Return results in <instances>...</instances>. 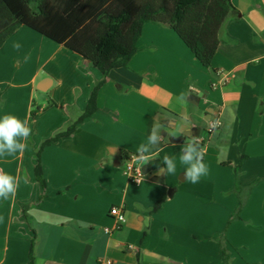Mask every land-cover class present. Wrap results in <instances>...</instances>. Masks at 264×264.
Here are the masks:
<instances>
[{
  "label": "crops",
  "instance_id": "crops-1",
  "mask_svg": "<svg viewBox=\"0 0 264 264\" xmlns=\"http://www.w3.org/2000/svg\"><path fill=\"white\" fill-rule=\"evenodd\" d=\"M111 1L44 0L31 21L0 0V117L32 128L22 154L0 157V170L19 181L13 197L0 199V264H28L32 243L35 264H226L223 249L229 264H264V0H231L237 13L211 68L171 28L146 23L128 67L104 77L65 42ZM104 79L97 111L43 149V186L41 144L82 116ZM216 118L221 126L210 132ZM154 125L162 138L141 164L138 148ZM193 136L208 167L197 183L178 160ZM132 155L151 169L137 185L125 173ZM165 155L177 158L176 173L157 175ZM236 173L251 189L225 228L240 205ZM114 206L126 223L106 234Z\"/></svg>",
  "mask_w": 264,
  "mask_h": 264
},
{
  "label": "trees",
  "instance_id": "trees-1",
  "mask_svg": "<svg viewBox=\"0 0 264 264\" xmlns=\"http://www.w3.org/2000/svg\"><path fill=\"white\" fill-rule=\"evenodd\" d=\"M15 18L35 20L41 13L40 3L44 0H8ZM237 13L231 0H112L104 9L80 26L65 42V47L80 55L104 77L119 68H126L138 51L142 28L146 23H155L171 28L191 50L200 63L212 67V60L220 44V33L228 19ZM1 46V44H0ZM105 79L92 90L82 116L65 131L57 133L44 141L36 155L35 175L43 186L41 153L46 146L71 136L78 125L97 111V96ZM35 112H32V116ZM236 193L240 205L236 212L243 209L250 189H244L236 173ZM163 199L154 209H158ZM222 257L229 264V257L223 249ZM28 264H35L34 245L30 249Z\"/></svg>",
  "mask_w": 264,
  "mask_h": 264
},
{
  "label": "clouds",
  "instance_id": "clouds-1",
  "mask_svg": "<svg viewBox=\"0 0 264 264\" xmlns=\"http://www.w3.org/2000/svg\"><path fill=\"white\" fill-rule=\"evenodd\" d=\"M14 47L19 49L21 45L17 43ZM180 99H183V96ZM31 134L32 128L27 120H21L13 114H5L0 117V157L22 154L28 147L27 141ZM161 138L157 126L154 125L146 143L141 144L138 148L140 155L136 159L141 164H147L151 159V149L158 148ZM203 157L204 149L195 136L184 141L178 160L180 165L185 167L184 177L187 181L197 183L202 176L207 175L208 167ZM162 162L165 167L159 168L157 175L176 173V157L165 155ZM18 183L17 177L0 170V199L7 200L13 197L17 191ZM2 219L0 217V220Z\"/></svg>",
  "mask_w": 264,
  "mask_h": 264
},
{
  "label": "built area",
  "instance_id": "built-area-1",
  "mask_svg": "<svg viewBox=\"0 0 264 264\" xmlns=\"http://www.w3.org/2000/svg\"><path fill=\"white\" fill-rule=\"evenodd\" d=\"M220 126H221V121L219 118H216L213 121H210L209 131L212 132L214 130H217ZM136 157H137L136 155H132L126 161L125 173L128 177L129 182L137 185L144 180L146 175L144 174L143 170L140 167L135 165L134 159ZM110 216L115 220V226L113 228H105L104 231L106 234L113 233L114 231L120 229L122 225L126 223L125 211L119 206H114L111 208ZM101 264H113V262L109 259H105L101 261Z\"/></svg>",
  "mask_w": 264,
  "mask_h": 264
},
{
  "label": "water",
  "instance_id": "water-1",
  "mask_svg": "<svg viewBox=\"0 0 264 264\" xmlns=\"http://www.w3.org/2000/svg\"><path fill=\"white\" fill-rule=\"evenodd\" d=\"M207 113L208 114H211V111L210 110H207ZM173 141H175V142H180V141H184V137H182V138H175V137H173L172 138V142ZM150 167H148V166H144L143 167V172H144V174L146 175V176H151V173H150Z\"/></svg>",
  "mask_w": 264,
  "mask_h": 264
},
{
  "label": "rangeland",
  "instance_id": "rangeland-1",
  "mask_svg": "<svg viewBox=\"0 0 264 264\" xmlns=\"http://www.w3.org/2000/svg\"><path fill=\"white\" fill-rule=\"evenodd\" d=\"M35 110H36V108H35ZM36 112V111H35ZM235 194H236V196L238 197V199L240 200V197H239V195L236 193V192H234ZM237 210H238V208H237ZM237 210H236V212H237ZM236 212L234 213V216H233V218H230L229 220H228V222H227V224H226V227L225 228H228L234 221H237L238 219H235L234 220V217L236 218Z\"/></svg>",
  "mask_w": 264,
  "mask_h": 264
}]
</instances>
